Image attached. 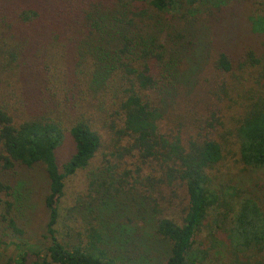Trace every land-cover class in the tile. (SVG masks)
Segmentation results:
<instances>
[{
  "label": "trees",
  "instance_id": "obj_1",
  "mask_svg": "<svg viewBox=\"0 0 264 264\" xmlns=\"http://www.w3.org/2000/svg\"><path fill=\"white\" fill-rule=\"evenodd\" d=\"M254 2L0 0V241L25 232L21 171L38 167L48 187L44 254L1 264H264V187L239 178L264 169V0ZM209 58L242 87L226 107L240 113L228 125L183 99L161 131ZM66 134L74 150L60 168ZM104 141L134 167L91 174L89 200L62 214L65 178ZM228 153L233 173L220 167ZM174 186L187 195L180 221L161 205Z\"/></svg>",
  "mask_w": 264,
  "mask_h": 264
},
{
  "label": "rangeland",
  "instance_id": "obj_2",
  "mask_svg": "<svg viewBox=\"0 0 264 264\" xmlns=\"http://www.w3.org/2000/svg\"><path fill=\"white\" fill-rule=\"evenodd\" d=\"M252 2H254V0H252ZM199 77L200 82L193 93L189 95L188 99L185 96L178 99L176 105L174 107H170L167 114L163 116L160 124L161 131L170 129L171 124L173 122L176 123V116L174 119L172 117L174 113H178L176 111L179 109L181 104H183V99L188 102L186 105L187 107H193V112L196 110L197 112H203L206 114L212 110H218L217 112H220L222 115L223 122L225 124L227 123L228 125L230 123V114L234 116V114L238 115L240 113V109L238 107L233 109H227L226 107L227 103L235 101L233 103L234 106L236 101L240 100V96L242 95V87H235L232 85V76L230 74H218L215 72L212 58H209V61L206 63ZM102 135L108 140L110 139L107 132L104 131ZM106 146L108 147L107 143L104 141L102 149L96 152L94 157L90 160L89 164L85 168L79 169L74 174L65 178L64 196L62 203L60 204V207H62V214H64L65 210L68 209L74 202L77 204V202L83 203L89 200L88 194L90 193L89 182L91 174L105 171L104 166L108 163L117 164L119 166L117 169L119 173L122 172L125 167H134L132 164L134 159H126L123 161L117 157L105 155L108 150L110 151V149H106ZM232 147V151L236 152V146L233 145ZM73 150L74 145L72 139L68 134H66L62 144L56 149V159L60 168L62 163L70 156ZM228 155L220 167H222V169L227 172L233 173L236 166L235 159H237V155H233L232 153L229 156ZM147 170V167L143 166V172ZM21 172L20 173L24 179L28 177L26 180H24V182H22L23 187L21 188L24 196V201L22 199L24 204L22 210L24 211L23 216H25L22 217V219L20 218V222L25 228V232L22 236L15 234L1 237L0 264L6 260H9L10 263H14L20 253L24 251H27L28 253V261L33 260L36 258V254H34L35 251L44 254L43 247L47 243V239L43 235L45 232L44 223L46 221V210L42 204L43 196L48 192L46 179L38 167L26 169ZM239 178L243 179L244 181H252L254 184L252 187L253 189L257 190V187H264V169H261L256 173L240 172ZM163 194V198L161 197V205L162 207H165L163 209L164 213L172 217L174 220L180 221V217L184 214V211L187 207V195L184 188L179 186L166 188L163 190ZM120 200L123 201V205H121L123 210L120 211L123 213L124 210L128 208V204L126 203L125 198H120ZM120 208L121 207H119V209ZM111 209H113V206ZM74 211H76V208H74ZM113 211L114 213L119 212L118 208L114 209ZM81 214L82 212L79 215L77 213L78 217L75 218L76 221L78 218L81 220ZM78 222L77 224L79 225ZM65 223L66 221H61L59 227L61 229L60 231H62V226ZM74 224H76L75 221ZM101 230L103 233H106L105 227L101 228ZM225 241H223L222 244H226ZM140 253L141 249H139L136 244L133 254L137 255Z\"/></svg>",
  "mask_w": 264,
  "mask_h": 264
}]
</instances>
